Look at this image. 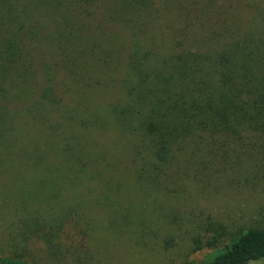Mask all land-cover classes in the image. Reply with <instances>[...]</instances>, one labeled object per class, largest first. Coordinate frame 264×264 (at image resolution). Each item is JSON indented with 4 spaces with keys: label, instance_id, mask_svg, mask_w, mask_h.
Here are the masks:
<instances>
[{
    "label": "trees",
    "instance_id": "trees-1",
    "mask_svg": "<svg viewBox=\"0 0 264 264\" xmlns=\"http://www.w3.org/2000/svg\"><path fill=\"white\" fill-rule=\"evenodd\" d=\"M239 156L264 158V0H0L1 164L148 194ZM260 259L258 226L198 264Z\"/></svg>",
    "mask_w": 264,
    "mask_h": 264
},
{
    "label": "rangeland",
    "instance_id": "rangeland-1",
    "mask_svg": "<svg viewBox=\"0 0 264 264\" xmlns=\"http://www.w3.org/2000/svg\"><path fill=\"white\" fill-rule=\"evenodd\" d=\"M255 158L239 156L226 165V174L198 178L192 171L176 172L164 188L148 194L130 187L106 190L95 181L38 187L21 161L2 160L0 259L198 264L235 233L264 227V158Z\"/></svg>",
    "mask_w": 264,
    "mask_h": 264
}]
</instances>
